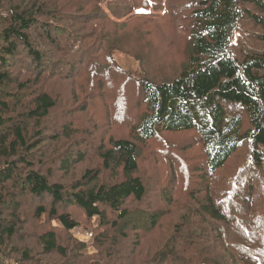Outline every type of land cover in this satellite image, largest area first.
Segmentation results:
<instances>
[{
	"label": "trees",
	"instance_id": "1",
	"mask_svg": "<svg viewBox=\"0 0 264 264\" xmlns=\"http://www.w3.org/2000/svg\"><path fill=\"white\" fill-rule=\"evenodd\" d=\"M104 18L132 34L153 23L139 32L155 56L139 79L107 43L94 50L108 35L71 25ZM161 28L168 40L154 42ZM239 32L254 42L232 44ZM116 38L140 46L114 37L116 49ZM72 63L78 79L91 70L86 82L104 104L94 120L115 131L104 141L100 131L85 136L92 128L77 113L60 112L56 79ZM86 160L97 164L58 182L56 165L69 173ZM32 220L48 226L37 232L39 254L11 255ZM81 220L94 254L70 236ZM72 253L77 264H264V0H0V264Z\"/></svg>",
	"mask_w": 264,
	"mask_h": 264
},
{
	"label": "rangeland",
	"instance_id": "2",
	"mask_svg": "<svg viewBox=\"0 0 264 264\" xmlns=\"http://www.w3.org/2000/svg\"><path fill=\"white\" fill-rule=\"evenodd\" d=\"M103 9L107 10L108 9V4L104 3L103 4ZM89 11L90 9H86ZM111 18V16L109 15ZM105 20H97V21H92L84 25H72V27L75 28L81 35L85 36H90V35H96L101 32L100 37H104L105 35H108V38L103 40L100 38V41L95 43L94 50L98 51L99 47L103 45L104 43H107V49L112 53L114 56L118 66L133 76L134 78L141 77L147 67L152 66V61L150 55H152V58L155 57L153 54H151L149 51L150 49V43H149V38L146 39V42L143 43V38L139 35V32L141 33V28L144 26L146 29L149 28V30L152 31L153 23L148 24L143 20V23L135 24L133 25V34L131 32V29H127L126 27H121L119 25H114L110 21H107L106 18ZM98 24V26H97ZM253 34V33H252ZM250 32H239L235 34L232 38V44L236 46H243L244 44H252L253 41V35ZM114 37H119L120 40L125 41V42H131V41H137L140 40V46H137L135 49H130L127 48V46L123 45L120 43V41L117 40L116 38V43L119 42V48H114L111 46L110 41L114 40ZM154 42H164L168 40V35L167 32L164 28L158 29V34H155L153 36ZM90 41L87 40L86 43L88 44ZM163 43V44H164ZM157 46V45H154ZM165 46V45H164ZM164 46L162 48H164ZM100 51V50H99ZM167 57V56H166ZM171 66V64H170ZM157 67L163 71L167 72L169 70V66L163 68L160 64L157 65ZM74 70V71H73ZM89 70L86 74L80 77L78 79L77 74L79 71L77 70L76 63L71 66H67V75H69L68 78L62 76V78H57L56 79V88L54 90V95H56L61 101H62V107L60 108V112L64 109L67 112H73L77 113L79 116L84 118L87 122V126L91 127L92 130H88L85 133V136L88 138H97L98 133L97 131H100L101 137L100 141L106 140L110 135L115 134V131L113 128H109L110 126H105V123H100L98 124L96 120H102L103 118V106L102 104L100 107H97L96 103L98 99V96L95 94L97 88H90V85L86 82L88 76L90 75ZM150 72L155 73V69L153 68ZM159 73V72H158ZM23 78V77H22ZM96 96V97H95ZM91 97H94L91 99ZM89 102L92 103V108L87 111L83 110V106L80 104L81 102ZM95 106V107H94ZM58 112L59 116L61 113ZM66 116L69 117L68 122H72L70 118V114L66 113ZM66 117H54L50 118V122L59 126H63L65 124H68L67 121H65ZM49 122V121H48ZM49 122V123H50ZM95 135L92 136L90 133H94ZM47 134H52L50 131H46ZM117 136V134H116ZM96 162L94 161H89L86 160L85 162L76 165L73 167L69 173H64L62 170H59V165H56L55 167V173L59 176L58 182L60 183H65V184H70L73 181L79 179L84 171H86L88 168L93 169L94 166H96ZM109 177L110 174H106V177ZM144 178H147V181L149 185L151 186L150 193H152L155 197H159V189H160V183L158 180V177H156L154 174L153 175H144ZM147 205V203L145 202ZM33 205V204H32ZM48 203L46 202V206ZM152 206V205H151ZM150 206V207H151ZM143 207L145 205L143 204ZM54 226H57L56 222H51ZM96 223H98V220H96ZM48 226H45L41 223V221H33L31 224H29L27 227H23V229L18 232L17 236L13 240L12 248H17V252L11 251L12 248H9L8 252L11 253V255L17 257L20 256L19 251L21 250L22 252L24 251H31L35 254H39L40 252V244L38 241L37 237V232L42 231L47 229ZM79 230V231H78ZM80 233V235L78 234ZM132 238L134 240L135 232H132ZM70 236L79 240L80 242L84 243L87 245L86 252L90 254H94L96 252L95 250V243L93 241V234L88 230L87 228V221L81 220V224L78 225L75 229L71 230ZM69 233H64L61 236L60 241L65 243V246L70 247L71 244H69ZM69 245V246H68ZM15 250V249H14ZM69 251H72L70 249ZM140 251H142L140 249ZM40 260L44 262H49V263H54V264H70L74 263L77 264L79 261H83L82 259L79 260L76 258L75 254H70L67 259H63L60 255L58 254H52V255H39ZM27 264H32V263H27Z\"/></svg>",
	"mask_w": 264,
	"mask_h": 264
},
{
	"label": "built area",
	"instance_id": "3",
	"mask_svg": "<svg viewBox=\"0 0 264 264\" xmlns=\"http://www.w3.org/2000/svg\"><path fill=\"white\" fill-rule=\"evenodd\" d=\"M79 231V230H78ZM80 235V233H78Z\"/></svg>",
	"mask_w": 264,
	"mask_h": 264
}]
</instances>
